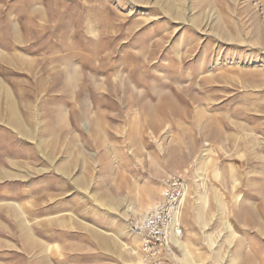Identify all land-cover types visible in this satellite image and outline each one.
<instances>
[{"label":"rangeland","instance_id":"1","mask_svg":"<svg viewBox=\"0 0 264 264\" xmlns=\"http://www.w3.org/2000/svg\"><path fill=\"white\" fill-rule=\"evenodd\" d=\"M174 176L176 264H264V0H0V264H152Z\"/></svg>","mask_w":264,"mask_h":264},{"label":"built area","instance_id":"2","mask_svg":"<svg viewBox=\"0 0 264 264\" xmlns=\"http://www.w3.org/2000/svg\"><path fill=\"white\" fill-rule=\"evenodd\" d=\"M187 184L179 177H170L160 183L161 193L149 208L143 222L129 219L127 230L141 241V251L152 264H176L179 244L183 243L181 208ZM178 243H176V242Z\"/></svg>","mask_w":264,"mask_h":264},{"label":"bare ground","instance_id":"3","mask_svg":"<svg viewBox=\"0 0 264 264\" xmlns=\"http://www.w3.org/2000/svg\"><path fill=\"white\" fill-rule=\"evenodd\" d=\"M139 220H140L141 222H143V219H142V218H139ZM175 242H176V241H175ZM176 243H178V242H176ZM181 244H182V243H181ZM181 244L178 243V245H179V246H178L179 249H180ZM182 248H183V247H181V249H182ZM183 249H184V248H183Z\"/></svg>","mask_w":264,"mask_h":264},{"label":"crops","instance_id":"4","mask_svg":"<svg viewBox=\"0 0 264 264\" xmlns=\"http://www.w3.org/2000/svg\"><path fill=\"white\" fill-rule=\"evenodd\" d=\"M160 190H161V189H160V187H159V191H160ZM159 193H160V192H159ZM159 196H160V195L158 194V197H157V198H159ZM155 202H156V201H155Z\"/></svg>","mask_w":264,"mask_h":264}]
</instances>
